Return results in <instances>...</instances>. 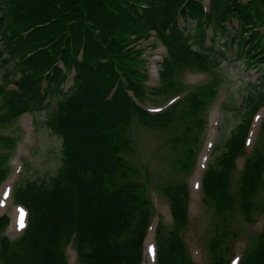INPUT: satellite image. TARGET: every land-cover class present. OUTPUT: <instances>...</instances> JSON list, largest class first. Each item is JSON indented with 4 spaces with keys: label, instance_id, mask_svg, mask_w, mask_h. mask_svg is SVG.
<instances>
[{
    "label": "trees",
    "instance_id": "1",
    "mask_svg": "<svg viewBox=\"0 0 264 264\" xmlns=\"http://www.w3.org/2000/svg\"><path fill=\"white\" fill-rule=\"evenodd\" d=\"M1 11L0 124L33 112L36 123L61 140L62 152L59 167L47 178H30L27 164L15 196L29 210V226L11 241L6 236L11 220L0 218L1 264H68L71 241L79 252L77 264H141L155 208L152 179L135 158L133 124L170 131L181 152L177 172H188L201 146V133H193L207 126L206 109L217 100L224 79L231 80L219 71L226 60L240 59L260 76L245 83L240 103L245 109H238L230 96L226 109L239 112L241 121L227 137L223 134L205 175L204 200L217 217L233 213L237 203L249 223L255 212L264 213V120L262 137L233 187L235 157L244 152L248 118L264 106V33L256 30L264 24V0H0ZM153 36L168 46L169 55L152 96L173 86L184 89L174 81L176 71L215 75L157 116L133 99L149 97L147 59L138 47ZM72 68L77 71L74 84L66 90ZM176 121L181 130L172 127ZM0 145L15 148L16 139L1 136ZM9 159V153L0 152V184ZM159 188L171 202L174 218L169 230H159L158 264H195L183 238L189 224L188 186L167 179ZM224 219L208 242L213 254L209 264H227L229 241L240 235L228 231ZM241 264H264V230L246 248Z\"/></svg>",
    "mask_w": 264,
    "mask_h": 264
},
{
    "label": "rangeland",
    "instance_id": "2",
    "mask_svg": "<svg viewBox=\"0 0 264 264\" xmlns=\"http://www.w3.org/2000/svg\"><path fill=\"white\" fill-rule=\"evenodd\" d=\"M2 13L3 12L1 11V14ZM154 41V39H151L149 43H145L143 46L154 45ZM157 49L148 50V52L146 53L145 57L149 60V65L153 61V59L150 57V51H152V55H157ZM228 56H230V51H228ZM241 63L242 60L240 59L235 62L231 60H226L225 63L219 68V71H223L227 76H231V80L224 79V82L218 95V97L221 98L220 101L216 104L214 102L209 108L206 109L205 116L208 117L209 120V124H207V127H205L206 129H195V133H193V135L201 133V151L203 149V145L206 139L208 141L210 137L208 136L210 130L209 115H213V113L218 110V121H222L223 123L222 127L219 129V131H217L215 136V139L218 140V145L222 141L223 134L225 135V137H227L230 134L231 130L241 121L239 112H236L234 110H227L226 108L222 109L221 104H219L222 103L224 98H227V103L232 98L233 102L236 104L238 109H245L244 107H240V103L242 101V98L244 97L243 95L246 93L245 83L249 80L255 81L260 76V73H256L254 70H247L245 66L241 65ZM214 76L215 75L213 73H184L183 71H176L174 75V81L177 85H180L185 82L188 86H193L197 84L201 85L212 81ZM149 82H151V87L160 86V83H158L157 81L153 82L150 80ZM184 89H186V87H184ZM178 92H180V90H178L175 86L170 88L166 93L159 94L155 97L152 96V92L147 91L149 97L146 103H148L147 105L150 108L161 106L165 103L167 99H169L170 96L177 94ZM152 97L154 99H152ZM3 102V97L0 96V105ZM181 105H179L177 108L179 110L178 115L180 114ZM4 109H7V107ZM42 115L43 114H39V118H41ZM17 124L21 127L20 134H22L24 137V140L21 142L22 145L20 144V150L25 149L26 154L29 157L25 162L26 168L27 164H30L28 176L32 179L41 180L55 173V171L59 167L62 156L61 140L49 134V132L43 126L40 125L35 126V124H31V131H27V128L25 131L24 126L26 127L29 125V120L28 118H26V116L20 119ZM172 127L174 128V130H181L182 124L179 121H176ZM258 129L259 127L256 129L254 141L252 146L249 147V150L253 147L254 144L256 146L258 145L257 141L261 134V131L259 130V133ZM11 130V127H8L7 124H0V136L4 132H8V134L11 135ZM176 133L177 136L180 135L179 132ZM256 135H258V137ZM15 137H18V134L16 132ZM132 138L133 140H135V143L138 147V153L135 157L136 160L138 162L147 164L151 169V173L153 175L152 179L154 180L153 187L156 184L161 183L164 179L167 180L176 178H181L183 181L187 182L190 185V181L198 171V167L196 165L194 169L189 172V174L177 172L178 167L177 164L174 163L178 161L181 152L174 148L175 137L172 136L170 131L161 130L160 127L155 124L149 125L148 127H144L138 123H134L132 129ZM0 149L2 148L0 147ZM201 151L197 157V163ZM17 160L18 157L15 156L14 159L11 161L17 162L15 169L21 166L20 162ZM238 165V172L233 173L234 188L236 187L238 178L240 176L239 174L242 168V161H240ZM24 173H26V169ZM24 173L22 174V176L24 175ZM13 177L14 174L12 175V178ZM8 182H6V185L8 184ZM4 187H2L0 193L3 191ZM154 195L155 193L153 194V197ZM262 196H264V194ZM192 203H195L193 206L195 210H192L191 212V223L189 229L185 233V240L189 251L193 252V260L196 261L198 264H209L213 260V254L209 251L208 242L214 239V237L217 235L216 228H221L222 225L225 223L224 217L228 220V231H237L241 233V237L239 239H233L234 241L232 242L229 241L228 248H230V258L246 250V248L252 244L253 239H256L257 235L264 230V216L259 217V211H257L253 215H251L253 217V221L250 223L247 222L243 217V208L239 203L236 204L233 213L227 212L224 217L221 215L217 217L213 212L212 206H210V208L203 206L199 194H192L191 204ZM155 204L158 207V215L155 218L154 224L157 222L158 225L160 220L166 224H171L170 213L167 209V201L163 197H161L160 199L155 198ZM11 213L12 207L10 206L6 211V215L11 217ZM235 214L237 215L233 218ZM6 235H8L11 240H14L16 238V234L12 235L10 233V230ZM227 243V241L222 243V249H224ZM196 251H198L199 253H196ZM227 253L228 251L226 252V255ZM68 255L70 264H74L76 262V256L73 251L69 250ZM146 264H152L150 263L148 255H146Z\"/></svg>",
    "mask_w": 264,
    "mask_h": 264
},
{
    "label": "bare ground",
    "instance_id": "3",
    "mask_svg": "<svg viewBox=\"0 0 264 264\" xmlns=\"http://www.w3.org/2000/svg\"><path fill=\"white\" fill-rule=\"evenodd\" d=\"M209 152L208 149H206L205 151V155H207ZM204 155V156H205ZM202 171H197L196 173V177L198 178L197 180H199L202 177ZM200 181V180H199ZM11 193L8 189H4L2 194L0 195V211L2 213H5L7 211V208L9 207V205L11 204L12 206V200H11ZM21 212L23 213V227L20 226V221H21ZM12 222H11V226H10V233L12 235H15L19 232H22L23 229L25 228V222H26V212L22 207H13V213H12ZM150 243H153V241H150Z\"/></svg>",
    "mask_w": 264,
    "mask_h": 264
},
{
    "label": "snow or ice",
    "instance_id": "4",
    "mask_svg": "<svg viewBox=\"0 0 264 264\" xmlns=\"http://www.w3.org/2000/svg\"><path fill=\"white\" fill-rule=\"evenodd\" d=\"M20 226L23 227V213L21 212V221H20ZM150 253H153L154 255V249H149ZM233 264H236V262H233Z\"/></svg>",
    "mask_w": 264,
    "mask_h": 264
}]
</instances>
